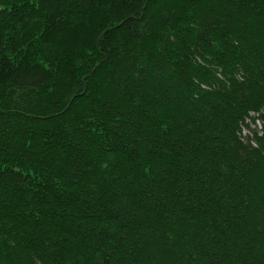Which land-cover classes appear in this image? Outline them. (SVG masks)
Instances as JSON below:
<instances>
[{"label": "trees", "instance_id": "obj_1", "mask_svg": "<svg viewBox=\"0 0 264 264\" xmlns=\"http://www.w3.org/2000/svg\"><path fill=\"white\" fill-rule=\"evenodd\" d=\"M0 264H264V0H0Z\"/></svg>", "mask_w": 264, "mask_h": 264}]
</instances>
